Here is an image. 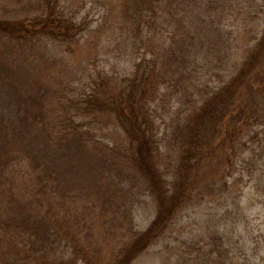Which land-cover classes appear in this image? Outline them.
<instances>
[{
  "label": "rangeland",
  "instance_id": "374dc122",
  "mask_svg": "<svg viewBox=\"0 0 264 264\" xmlns=\"http://www.w3.org/2000/svg\"><path fill=\"white\" fill-rule=\"evenodd\" d=\"M46 2L81 26L70 41L0 36V56L11 70L0 73V132L16 129L0 147L6 165L0 170V264H116L151 225L157 198L124 156L125 135L115 119L89 102L106 86H119L141 57L174 67L171 28H161L159 37L170 40L158 47L157 21L150 18L151 27L132 18L129 0H0V19L33 17L49 10L42 9ZM214 7L219 35L203 49L217 52L215 65L190 59L150 102L154 161L167 184L179 167L175 127L224 82L217 44L236 65L264 27V0H204L190 18H208ZM255 101L264 111V92ZM247 145L253 149L256 142ZM240 172L238 163L214 175L129 264H264V192ZM225 227L234 231L221 255L211 242L228 236Z\"/></svg>",
  "mask_w": 264,
  "mask_h": 264
},
{
  "label": "trees",
  "instance_id": "16d2710c",
  "mask_svg": "<svg viewBox=\"0 0 264 264\" xmlns=\"http://www.w3.org/2000/svg\"><path fill=\"white\" fill-rule=\"evenodd\" d=\"M202 1L204 0H129L131 6L128 12L132 18L144 21L151 27L149 19L157 21L158 47L165 43V38L170 40V36L172 37V41L168 43L171 46L168 54L174 67L163 69L157 64V57L150 60L141 57L135 64L133 73L119 86L113 89L106 86L108 89L101 97L94 95L89 102L90 107L106 110L115 119L113 122L125 135L124 156L129 158L132 169L141 174L151 193L157 198V213L151 225L145 231L137 233L116 264H129L156 235L158 237L166 229L177 212L192 200L196 190L211 185L214 175L219 171H231L241 163L240 177L246 174L252 186L256 190L263 189L264 192V111L255 101L264 92V27L241 62L236 65L229 64L228 54L224 52L225 56L221 55L223 46L217 44L221 51L218 52V68L224 72V82L200 101L196 109L189 111L175 127L174 134L180 142L179 167L169 184L154 161L158 142L150 102L155 93L158 94L160 84H164L179 69H187L190 59L207 61L213 66L218 57L217 52L210 53L203 49H210L211 38L219 35L222 20L217 16L215 23L216 8L214 7L212 14L206 13L208 18L192 19L199 14ZM43 6L45 8L42 9L49 10L39 11L30 18L0 19V36L10 35L28 41L41 37L70 41L81 29L72 17H67L59 9L55 10L56 5H50L49 8L46 2ZM150 10H157V15L150 16ZM195 13V16L192 15ZM166 25L170 26L171 35L159 37L164 34L161 28ZM151 27L145 30L150 31ZM154 40L148 38L150 42ZM178 52L183 54L176 56ZM158 56L160 57L159 54ZM8 62L7 58L0 56V73L4 77L11 72ZM0 121H3L2 117ZM255 126L258 129L253 132ZM0 130L2 131L1 128ZM14 131L15 126L8 128L7 125L4 134L0 132V147L4 143L5 133L14 134ZM61 135L63 137L66 134L63 132ZM251 141L256 142L253 149H249L247 145ZM117 148L118 156L123 151L120 147ZM218 152H223V155L218 156ZM5 166L0 163V170ZM226 231V238L220 233L216 236L218 240L211 242L221 255L220 247L225 248V252L230 249L228 241L234 228H226ZM214 250L208 252L212 253Z\"/></svg>",
  "mask_w": 264,
  "mask_h": 264
}]
</instances>
